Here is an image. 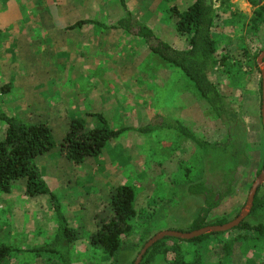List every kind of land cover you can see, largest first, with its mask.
Wrapping results in <instances>:
<instances>
[{"label": "rangeland", "instance_id": "1", "mask_svg": "<svg viewBox=\"0 0 264 264\" xmlns=\"http://www.w3.org/2000/svg\"><path fill=\"white\" fill-rule=\"evenodd\" d=\"M73 1L83 5L82 8L75 7L74 14L82 20L68 19L66 16L69 13L64 6L56 9L59 2L56 0L0 2V111L3 114L28 123H46L57 145L64 138L72 119L82 118L87 127H95L99 125L98 114H104L109 126L116 130L135 125L141 127L158 115L181 123L202 142L214 144L226 141L227 129L214 117L206 103L196 96L181 72L151 53L144 52L141 44H131L125 39L121 49H114L113 44L110 49L101 47L96 56L103 60L105 67H64L73 63L71 51L72 48L77 49L75 45L67 47L63 40L58 45L53 43L52 31L66 30L80 21L110 24L121 11L118 0ZM125 1L134 19L138 17L144 25L149 18L154 19L157 34L171 37L173 46L178 49L188 47L185 36L175 35L177 18L174 11H185L193 0ZM254 1L264 5V0ZM216 2L217 5L221 2L222 8L212 28V36L219 50L218 57H232L234 61L244 64L245 54L259 56L264 50V25L261 28L262 37L249 29V19L255 7L249 0ZM89 27L94 26L85 25V28ZM107 40L113 38L107 37ZM58 48H68L70 51L61 53ZM122 57H125V63H130V59L133 61L129 65L132 67L121 75L133 77L131 82L130 79L123 81L117 73L116 66L122 62ZM252 73H241V79L236 83L229 76L222 75L220 69L211 76L220 93L226 97L230 109L236 111L244 125L246 145L242 166L231 192L209 214V224L220 219L229 222L238 216L257 172L264 167L261 74L259 68H254ZM254 73L259 78L255 100L247 94L248 88L252 85L256 87ZM237 89L245 91L239 92ZM251 101L256 103L255 115L250 108ZM3 126L0 123V140L5 133ZM133 137V133L128 131L121 136L127 138L126 141H109L103 149L104 153H108L106 162L101 161L100 156L87 158L80 165L66 159L71 171L68 172V168L65 171L62 166L65 178L64 181H57V184L52 180V171L41 172L49 191L58 197L64 218L77 232L79 241L70 249L72 264H133L144 244L155 234L164 231L187 232L204 205L202 196L191 195L187 191L188 185L202 179L198 173L202 154L195 144L176 130L161 129L148 136L138 135L137 142ZM54 151L55 155L61 156L58 147L51 150ZM135 157L138 159L133 162ZM126 162L134 165H126L128 169L134 168V174L130 175V170L129 174L124 170L121 186H129L134 191L137 217L131 221L133 233L126 239L118 255L110 258L101 248L91 246L89 237L107 215V202L115 189L112 186V189L101 188L96 192V184L102 187L103 181L95 180L97 176L93 175L92 170L97 168L96 174L105 180V184H110L112 173L118 169L120 171ZM214 180L216 178L210 177L209 188L217 185ZM17 186L16 193L8 196L0 193V242L17 250H32L50 242L57 227L56 217L49 196L26 198L21 196L24 182ZM69 189L71 193H68ZM220 191L215 187V193L220 194ZM71 194L75 196L77 205L73 197H68ZM258 195L264 197V184ZM246 221L252 226L264 224V208ZM239 235V232L231 231L223 239L229 240ZM215 244L216 241H211L209 245L204 243L198 247L186 242L177 243L186 260L198 262L200 255L207 260V264H217L219 260L211 255V248ZM249 252L248 258L253 261L264 258V250L261 253L254 250ZM236 258L243 260L240 250ZM172 261L173 256L169 254L158 257L153 264H172ZM5 264L62 263L57 256L25 253L13 256Z\"/></svg>", "mask_w": 264, "mask_h": 264}, {"label": "trees", "instance_id": "2", "mask_svg": "<svg viewBox=\"0 0 264 264\" xmlns=\"http://www.w3.org/2000/svg\"><path fill=\"white\" fill-rule=\"evenodd\" d=\"M118 2L125 13L124 18L110 27L96 25L101 29L122 30L140 38L152 55L179 70L190 83L196 96L206 103L214 117L227 129L228 138L223 143L202 142L181 123L172 122L160 116L138 129L114 130L101 115H97L99 125L95 127H87L82 118L72 119L62 142L57 145L46 123L24 122L17 117L6 116L0 111V123L5 125L4 138L0 140V193L10 195L15 184L24 182L26 196H49L57 222L55 235L50 242L41 247L23 251L0 242V264H5L13 256L25 253L53 255L57 256L62 264H72L70 249L79 241L77 232L68 226L61 210V204L57 197L49 191L36 160L39 156L58 147L64 159L74 165H80L87 158L99 157L109 141L132 130L143 135H149L161 129L176 130L201 151L198 173L202 175V179L194 185H188L187 191L191 195L202 196L204 205L187 232L206 226H221L228 222L227 219H220L209 224L207 218L220 205L222 199L231 192L243 162L246 131L236 111L230 109L225 98L208 77L216 66H220V73L229 76L236 83L241 79V73L251 74L254 68H258L256 64L258 55L245 54L244 64L227 56L216 59L217 43L212 36V28L218 12L222 9L221 2L217 5L216 0H193L192 5L185 11H174L177 18L175 30L188 40V48L183 51H178L157 39L150 28L129 14L125 0H118ZM249 3L255 7L249 19V29L257 35L264 25V5L254 0H249ZM86 23L88 22L80 21L68 29L80 28ZM260 172L258 171L256 175L258 176ZM210 177L216 178L215 187L222 191L220 194L214 192L215 187L207 186ZM259 189L250 216H255L260 209L264 208V197L258 195ZM134 202L135 195L132 188L128 186L116 188L107 202V215L101 220L96 232L89 237L90 245L101 248L110 258L116 257L126 243V239L133 233L131 221L137 217ZM231 231L239 232L240 235L229 240L223 239ZM231 231L208 234L190 241L165 238L146 252L140 264H153L158 257H165L169 254L173 256L172 264H207V260L200 255H198V262L186 260L177 243L186 242L201 247L204 243L209 245L211 241H216L215 246L211 248V255L219 259L217 264H264V258L260 261L248 258L249 251L254 250V252L261 253L264 250V224L259 223L252 226L245 220ZM239 250L243 260L236 258Z\"/></svg>", "mask_w": 264, "mask_h": 264}, {"label": "crops", "instance_id": "3", "mask_svg": "<svg viewBox=\"0 0 264 264\" xmlns=\"http://www.w3.org/2000/svg\"><path fill=\"white\" fill-rule=\"evenodd\" d=\"M1 1L2 0H0V2ZM56 1H59V2L56 3V7H57L56 9L57 10L62 9V6H64V9H66L67 10V13H69L66 16V17H68V19H71L72 21L75 20V19L82 20V18H80V17H77V16L75 17L74 14H75V7L82 8L83 5L81 6L80 3L79 4L77 2L75 3L73 0L72 1L71 0H69V1H67V0H56ZM126 7H128L127 4H126ZM127 10L129 11V14L132 13V11L129 10V7L127 8ZM121 11H119V13H117L116 18L113 19L110 24H104V23L94 22V23H86L83 26H81L80 28H76V29H68V28H66V30H63V31H62V29H56L55 31H52L51 32V34H52L51 36H52V42L53 43H57V45H58L59 41L60 40L61 41L63 40V42L66 43V46L67 47L72 48L74 45L76 46V49L77 50H73V48H72V51H71L72 54L74 55V57H73V59H74L73 60V63L70 64V65L68 64V65H66L64 67H67V68H79V67H82L83 69H86V68L89 69V68L105 67L104 64H103V60H101V58L97 57L96 56V53L100 51V48L101 47H106L107 49H110L112 44L114 45L113 46L114 49H116V48L117 49H121L123 47V42H124L123 40H125V39L126 40L128 39L131 44L132 43L141 44L142 45V49L145 50L144 52L151 53L150 50L148 49V47L146 46L145 42L142 41L140 38H138L136 36H133V35H129V34H127L126 32H124L122 30H116V29H101L100 27H98L96 25V24H100V25H105L107 27H110V26L115 25L118 20L124 18V16H125L124 11L122 9H121ZM136 19L138 21H140L138 17ZM85 25L86 26H89L90 25V26H94V27H92V28L91 27L85 28ZM145 25H147V27L151 29V31L153 32L154 36L157 39H159V40L167 43L172 48H174V49H176L178 51H183V50H186L188 48L187 47L185 49H178L177 47L173 46V42H171L172 40L170 39L171 37L168 38V36H166V35H163L162 36V35L157 34L154 31V28H155L154 19H150L149 18V20L146 21ZM261 30L262 29H260V31L258 32V35L262 37ZM175 35L178 36L179 34L175 32ZM107 37H111V38H113V40H110L109 41V40H107ZM101 38H103V39H101ZM57 47H59V46H57ZM68 50L70 51V49H68V48L66 50H59V48H58V51H60L61 53H64V52L68 53L69 52ZM218 54H219V50H218V47H217V54H216V59L217 60H219V59L222 58V57L219 58L218 57ZM123 59H125V57H122V62H119L118 65L116 66V68H118L117 69L118 70L117 73H119L118 75H119V77L123 81H127L128 79H130V82H131L134 79L133 77H125V76H121V75H122V72L124 70L129 69V67H132V66H129V65H131L133 63V61H132V59H130V63H128V62L125 63V61H123ZM110 67H113V66H110ZM219 69H220V66H216L212 70V72L209 74V77H208L209 78V81L217 88L218 91H219V89H218L216 83L211 80V76H212V74H215L216 72H218ZM254 76H255L254 77V82H256V87H254L252 85V87L248 88V93H247L249 95V97L254 98L253 100H255V98L257 96L256 95L257 94V82H258V79H259L257 77V75H255V73H254ZM234 90H236V89H234ZM237 90H239V92L245 91L244 89H241V90L240 89H237ZM220 94L224 97V95L222 93H220ZM250 108H252L253 113L255 115L256 114L255 113V111H256V103H255V101H251V107ZM70 115H72V114H70ZM70 115L68 114V116H70ZM98 115H101L102 118L106 121L104 114H98ZM157 116H154L152 119L154 120L155 118H157ZM152 119L150 120V122L152 121ZM107 124H108V122H107ZM147 124H149V123H146L143 126H146ZM143 126H141V127H143ZM141 127H139L138 125L130 126V128H133V129H138V128H141ZM126 128H128V127H126ZM4 129H5V127H4ZM67 129H66V131H67ZM114 130H116V129H114ZM50 131H51V129H50ZM131 132L133 133V135H134L133 139L136 142L139 139L138 138V135H140V136H148V135H143V134L137 133V132H135L133 130ZM124 134L125 133H123L121 136H123ZM121 136H120V138L118 137V138H115L113 140L123 139V138H121ZM3 138H4V135L1 138V140ZM123 140L126 141L127 138L126 139H123ZM131 143H133V142H131ZM54 153H55V151L54 152H51L50 151V152H47V153L39 156L37 158V160H36V164H37L40 172H43V170H46L47 172L52 171V174L54 175V177L52 178V180L54 181V183L57 184V181H60V180L64 181V178H65L64 175L66 174L65 173L66 168H68V172H70L71 171V167H69L68 162L66 161V159H64L62 156L59 157V156H57V154L55 155ZM107 154L108 153L102 152V154L100 155L101 161L104 162L105 159H108ZM135 158L133 159V162L138 159V157H135ZM54 159H56L57 161H55ZM127 164L131 165V167L134 166L130 162H126V164L120 169V171L118 169V170L114 171V173H112L111 178H110V180H111V183L110 184H108L107 182L105 184V180L102 179L99 174H96L97 168L96 169L94 168V171L92 170V173H93V175H96L97 176L95 180L98 179V180L103 181V186L102 187H100L99 183L96 184V186H97L96 192H99V190L101 188H107V189L109 188L110 189L113 186V189H116L118 187H121V184H122L121 182L124 179L123 178L124 170H126L127 173H128V170H130V175L134 174V168H132V169L131 168L130 169L126 168V165ZM64 165H67V166H64ZM107 165H109V164H106V166ZM62 166L65 167V171H62L61 170ZM41 175H42V173H41ZM49 176L51 177V175H49ZM78 180H79V177H78ZM17 185L18 184H15L14 185V187H13L14 189H13L12 193H16V191H17L16 189L18 188ZM59 187L60 186H58V188ZM19 188H21V187H19ZM71 192H72V190L69 189L68 190V193H71ZM22 194L23 195H21V196H23V197L25 196L26 198H28L24 194V188L22 190ZM53 195H55V194H53ZM6 196H8V195H6ZM37 197L42 198L43 196L42 195H40V196L38 195V196L33 197V199H35ZM68 197H73L74 198L75 196L73 194H71V195H68ZM96 198L97 199H100L97 196H96ZM57 199H58V197H57ZM75 200H76V198H74V204L77 205V203L75 202ZM58 201H59V199H58ZM78 209H80V208H78ZM68 226H69V224H68ZM55 230H57V227H56ZM55 233H56V231H55ZM55 233H53L51 235V237H50L49 240H51L53 238V236L55 235ZM44 234H45V232H44Z\"/></svg>", "mask_w": 264, "mask_h": 264}, {"label": "water", "instance_id": "4", "mask_svg": "<svg viewBox=\"0 0 264 264\" xmlns=\"http://www.w3.org/2000/svg\"><path fill=\"white\" fill-rule=\"evenodd\" d=\"M256 64L261 74V124L264 132V50L260 53L256 60ZM264 184V167L251 185L250 191L247 196L244 207L238 214V216L221 226H206L198 230L191 232H177V231H164L155 234L150 240H148L143 248L140 250L133 264H140L146 252L157 242L162 241L165 238H172L182 241H190L208 234L226 233L237 228L242 222H244L251 214L254 204V199L259 188Z\"/></svg>", "mask_w": 264, "mask_h": 264}]
</instances>
